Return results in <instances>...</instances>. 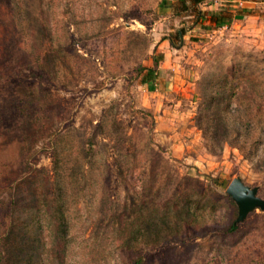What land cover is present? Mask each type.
<instances>
[{"label": "rangeland", "instance_id": "1", "mask_svg": "<svg viewBox=\"0 0 264 264\" xmlns=\"http://www.w3.org/2000/svg\"><path fill=\"white\" fill-rule=\"evenodd\" d=\"M233 178L264 200V0H0L2 264H264Z\"/></svg>", "mask_w": 264, "mask_h": 264}, {"label": "water", "instance_id": "2", "mask_svg": "<svg viewBox=\"0 0 264 264\" xmlns=\"http://www.w3.org/2000/svg\"><path fill=\"white\" fill-rule=\"evenodd\" d=\"M224 193L237 209L234 224L240 223L254 209L264 212V200L256 196V189L245 186L239 178H233Z\"/></svg>", "mask_w": 264, "mask_h": 264}, {"label": "trees", "instance_id": "3", "mask_svg": "<svg viewBox=\"0 0 264 264\" xmlns=\"http://www.w3.org/2000/svg\"><path fill=\"white\" fill-rule=\"evenodd\" d=\"M179 2H183V0H177ZM200 0H192L194 4L199 3ZM208 20L210 24H213L215 27H222V26H228V24L231 21V16L229 14L225 13H211L208 16ZM158 58H152V67L144 68L140 67L137 69L136 75L140 76V81L142 83H148V82H153L156 79L157 76V71H158ZM7 207L6 206H1L0 207V213L2 215V210L4 211ZM5 215V214H4ZM2 224H0L1 226ZM10 225V224H9ZM9 225H3L2 230L5 229L4 232H2L3 236H8L10 234L9 232L11 231V227ZM41 226L40 224H37V229H40ZM236 229V224L231 223L228 228L225 230V233L229 234L234 232ZM41 232V231H39ZM2 255L0 253V264H2ZM130 264H141V259L136 258L133 261H131Z\"/></svg>", "mask_w": 264, "mask_h": 264}]
</instances>
